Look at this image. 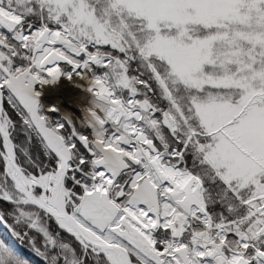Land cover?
I'll use <instances>...</instances> for the list:
<instances>
[{"label":"snow or ice","instance_id":"snow-or-ice-1","mask_svg":"<svg viewBox=\"0 0 264 264\" xmlns=\"http://www.w3.org/2000/svg\"><path fill=\"white\" fill-rule=\"evenodd\" d=\"M33 254L264 264V0H0V264Z\"/></svg>","mask_w":264,"mask_h":264},{"label":"bare ground","instance_id":"bare-ground-1","mask_svg":"<svg viewBox=\"0 0 264 264\" xmlns=\"http://www.w3.org/2000/svg\"><path fill=\"white\" fill-rule=\"evenodd\" d=\"M68 87H70V86H69V84H68L67 81L62 82L59 85H49V86H46V89L44 90V94L41 97V102L45 106H48L52 102H56V103L60 104L61 107H66L67 110H72V108L74 106H72V105L65 106L63 104V91L66 90ZM57 97H60V99L57 100ZM75 111L77 113H79V108L76 107L75 108ZM55 118H58V116L57 117H54V119Z\"/></svg>","mask_w":264,"mask_h":264},{"label":"trees","instance_id":"trees-1","mask_svg":"<svg viewBox=\"0 0 264 264\" xmlns=\"http://www.w3.org/2000/svg\"><path fill=\"white\" fill-rule=\"evenodd\" d=\"M20 246L25 248L26 250L29 247L27 242L22 243ZM32 261H33V264H42V261L40 260V258L38 256H35L34 254L32 255Z\"/></svg>","mask_w":264,"mask_h":264}]
</instances>
